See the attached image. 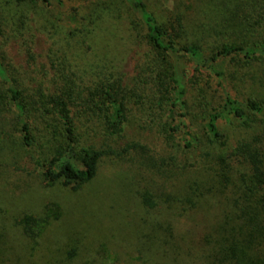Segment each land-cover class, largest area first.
I'll return each instance as SVG.
<instances>
[{"label": "trees", "instance_id": "obj_1", "mask_svg": "<svg viewBox=\"0 0 264 264\" xmlns=\"http://www.w3.org/2000/svg\"><path fill=\"white\" fill-rule=\"evenodd\" d=\"M33 1L44 8L51 5L50 0ZM217 3L240 13L239 22L256 35L258 42L251 45L220 44L209 54H203L195 44L181 39L177 30L180 26L178 18L168 27L147 8L145 0H92L85 12V23L78 32L83 33L85 41L88 40V36L96 34L106 17L114 23L126 17L121 11V7H125L129 11L128 29L140 30L135 33L137 37L140 36L142 42L155 52L154 56H160L164 63L162 77L155 75V82L154 75L150 76L151 83L142 76L139 59L134 60L133 75L121 70V73L113 71L111 66L100 64L101 60L94 58L89 63L73 65L68 74L65 68L68 64L57 67L55 57L49 60V65L40 63L33 69H28L27 65L23 68L11 62L2 47L6 38L0 16V134L6 138L9 134H16L24 148H35L28 158L31 170L25 171L24 175L34 173L44 186L60 182L70 185L72 190L77 189L94 178L103 156L113 155L110 165L124 169L116 180H112L113 188L125 189L128 193L125 198H129L138 189L135 186H140L144 208H138L141 216H136L138 212L129 211L126 205H116L111 208L112 213L122 227L139 234L161 227L162 234L156 238L155 252L172 256L175 264H264L263 218L258 209L248 205V194L261 189L256 202L264 214V172L252 141L243 139L235 147L227 148L225 153H217L200 145L193 146L194 138L187 124L188 96L192 90L200 94L198 105L205 118L204 132L211 141L219 140V146H225L220 125L236 121L243 126L250 115L264 112L263 101L239 100L230 94L224 65L226 60L235 56H240L245 62L264 57V0H218ZM252 17H255L254 24L257 25L254 29L251 27ZM122 34L125 38L132 36L126 31ZM30 46L24 50L33 60L35 55L31 53ZM60 62L63 64L64 61ZM154 70L156 66L150 59L146 75H152ZM200 73L207 74L206 77L212 79L219 90L220 97L214 105L205 99L204 90L197 86ZM158 81L164 89L157 90L161 93L157 99H161L159 103L171 122L167 125L161 122L158 125L160 130L171 135L184 129L187 137L179 138L182 148L195 153L197 162L206 161L212 165L218 162L220 186L225 188L238 184V191L246 199L236 206L235 211V235L239 247L219 234L213 222H208L206 211L201 209L195 198L198 185L184 177V170H177L167 161L170 158L152 153L137 154L135 142L125 143L118 150H105L95 148L85 139L80 140L87 131L93 130V124L100 128L103 136H118L127 113L133 112L131 116L134 118L140 114H151L156 108L145 104L144 89L140 87H146L149 82L148 90L151 91ZM150 96L154 97V91ZM40 120L46 129L47 147L38 142L42 141V129L38 131L37 128L41 125ZM67 151L80 164L79 168H75L68 159L61 161ZM229 161L237 162L246 171L238 172L236 176ZM1 173L0 167V185L5 186L7 182ZM20 188L17 184L12 187L17 194H21ZM14 200L11 193L8 197H0L3 205ZM152 208L157 209L156 215L161 220L145 218ZM145 219L151 222L149 229L144 227ZM29 223L30 216H26L22 225L24 232L30 229Z\"/></svg>", "mask_w": 264, "mask_h": 264}, {"label": "rangeland", "instance_id": "obj_2", "mask_svg": "<svg viewBox=\"0 0 264 264\" xmlns=\"http://www.w3.org/2000/svg\"><path fill=\"white\" fill-rule=\"evenodd\" d=\"M50 1L51 5L44 8L33 0H0V16L6 38L2 47L11 62L33 69L40 63L49 65V60L55 57L57 67L68 64L65 67L68 74L73 65L89 63L94 58L101 60L100 64L111 66L113 71L133 75L134 60L139 59L143 77L149 80L154 75L155 82V75L162 77L164 63L161 57L154 56L155 52L142 42L140 36L137 37L135 33L140 30L128 29L129 11L125 7H121V11L126 17L118 23L106 17L99 24L96 34L88 36L85 41V36L78 29L85 23V12L92 0ZM179 1L145 0L147 8L168 27L178 18L180 26L177 30L181 39L195 44L203 54H209L220 44L251 45L258 42L256 35L239 22L241 14L219 5L218 0ZM254 20L255 17H252V29L257 28ZM123 31L132 36L125 38ZM26 46H30L31 53L35 55L33 60L28 58L24 50ZM43 55L47 56L43 58ZM150 59L156 70L152 75H146ZM224 65L226 86L232 96L239 100L250 98L264 102V57L245 62L240 56H235L226 60ZM206 75H198L197 86L204 90L205 99L214 105L220 93L215 82ZM149 82L146 87L141 85L140 88L144 89L145 104L156 108L151 114H140V117L134 118L131 116L133 112L127 113L118 136H103L100 128L93 124V130L87 131L80 140L85 139L95 148L105 150H118L125 143L135 142L137 154L152 153L170 158L171 161H167L177 170H184V177L198 185L195 198L201 209L206 211L208 222H213L219 234L239 247L235 235V211L236 206L246 199L238 191V184L221 187L218 162L213 165L206 161L197 162L195 153L182 148L179 138L187 137L184 129L171 135L160 130L158 125L161 122L171 124L170 117L159 103L161 99H157L161 95L157 90L164 88L158 81L149 91ZM152 91L154 97L150 96ZM199 95L197 90H192L188 96L187 124L194 138L193 146L200 145L204 149L225 153L227 148L235 147L243 139H250L264 172V112L250 115L243 126L236 121L220 125L225 146H219V140L211 141L204 132L205 118L198 105ZM40 123L37 128L38 131L42 129V141L38 142L47 147L44 122L40 120ZM34 149L24 148L16 134H9L7 138L0 134L1 174L7 182L5 186L0 185V197H8L10 193L15 197L7 205L0 203V264H175L172 256L157 255L155 252L156 238L162 234V229L150 231L151 222L146 219L161 220L156 215L157 209L152 208L149 216H145L144 227L149 230L142 234L122 227L112 213L111 208L116 205H126L129 211L138 212L136 216H141L138 208H144L140 186H135L138 189L129 198H125L128 195L125 189L119 186L113 188L112 180L124 172V169L110 165L113 155L103 156L94 178L72 190L70 185L60 182L44 186L34 173L24 175L25 171L31 170L28 158ZM62 156L61 161L68 159L75 168L80 167L69 151ZM228 164L236 176L238 172L246 171L237 162L229 161ZM15 184L20 185L21 194L13 192ZM244 184L245 181L242 187ZM260 193L261 189L254 194L249 193L248 205L258 209L264 223V214L256 202ZM26 216H30V229L24 232L22 225Z\"/></svg>", "mask_w": 264, "mask_h": 264}]
</instances>
